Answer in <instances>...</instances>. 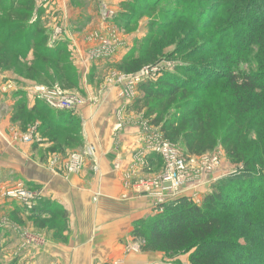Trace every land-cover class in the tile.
I'll list each match as a JSON object with an SVG mask.
<instances>
[{"label": "rangeland", "instance_id": "1", "mask_svg": "<svg viewBox=\"0 0 264 264\" xmlns=\"http://www.w3.org/2000/svg\"><path fill=\"white\" fill-rule=\"evenodd\" d=\"M20 1L21 0H18V2ZM243 1L244 0H240L237 3L242 4V7L239 6L241 8L238 14L233 7L235 3L233 0H105L102 4L101 15L103 20L109 23V27L107 28V34L100 38L98 42L100 44L96 45V47L94 46L95 48L92 47L93 51L91 53V61L89 62V64H92L90 66V72L84 71V67H88L89 65L87 63L88 61L85 59L86 55H84L83 58L85 60L84 63L78 60L76 61L74 57L77 55V49L73 47L69 48V41L65 39V41L68 42V55L66 58L68 63L66 64L69 67L72 65L76 68L79 77L78 87H66L64 85L66 81L61 77L62 73L58 70L56 71L52 67V62L48 64L49 66L46 72L29 70L31 67L29 64H31L33 60L40 61L39 58L34 56L36 52V50H34L35 48H31L26 54V57L10 53V67H0V120L4 115L1 110L4 107L2 96L5 93V95L8 94L13 96L22 89L29 90L30 93L34 91V96L39 100V103L44 102L46 106L53 111L55 110L54 108L44 100L38 98V91L54 90L61 91L66 95L76 96L80 99L79 107H81L93 100L96 102L97 99H103V95L105 94L104 89H108L110 85L120 91L121 107L116 115L117 120L121 117L134 120L133 122L136 124L138 123L140 127L143 124L144 129L151 132H160L158 135L163 136L161 127L153 125L151 122L152 119L146 116L148 109L146 106L143 107L144 103L142 105L141 98L144 92H142L140 86L157 80L168 72L174 75L177 73L181 76H185L187 80H183V82L197 85L196 89H198V91L192 98L198 100L202 93L201 88L205 86V81L203 77L196 78L192 74L193 72H189L194 68L189 66V64L197 67L210 64L215 68L224 70L226 64H224L223 60V48L235 49L237 47L235 38H242L245 33H247V27L249 25L264 19V10L261 6H258V4L254 2L255 4L252 6L246 7V2L243 3ZM259 1L264 6V0ZM5 2L9 3V0H5ZM53 3L54 0H51L45 5L38 2L35 3L38 14L42 12L40 15L43 17H41L40 20L43 28H55L52 32L50 31L51 37L49 38V44L56 39L60 41L57 34L59 28L56 29V26H49L50 19L47 18V16L55 11L56 4ZM16 5V10L24 11L21 5L18 3ZM51 8L52 10L48 13V9ZM5 13H7L5 10L3 11L0 9V16ZM47 13L48 15L46 16ZM35 16L32 13L28 19L30 20L28 22L29 24L35 21ZM234 17H239L241 19L240 22H234L236 20ZM12 19L19 20V17L12 16ZM225 19H228L227 22H225ZM233 19L234 21H232ZM212 20L213 22L211 24L210 22ZM208 23L211 25L206 27L205 25ZM57 25L59 26V24ZM203 26L205 27L204 29H202ZM220 35L223 36L220 38ZM93 37L97 39V35H93ZM125 39L127 40L126 45H124L126 42ZM219 39L226 40V42L218 44L217 42H219ZM259 44L260 43L250 48L244 54L243 63L240 65L243 71H251V68L255 69V72L260 70H258V63L255 58L259 51ZM116 51L121 54V58H114L116 55L113 54L108 55V53H116ZM95 55L97 56L94 58ZM138 55L141 57L139 70L136 72L128 71L135 66L133 64L134 62L130 59ZM26 58L28 59L26 60ZM124 59L130 61L120 62L121 64L117 63ZM97 61H100L98 62L100 63L99 66H96ZM63 62H65L64 58ZM70 71L72 72L73 70L70 68ZM146 71H148V73ZM152 71H154L153 74L151 73ZM130 81L134 83L132 88H130ZM253 96L255 98L263 97V95H256V93ZM141 105L143 109H141ZM79 107L75 115L78 113ZM5 112L12 113V121L10 124L15 125L14 130L12 129V137L27 145L31 144L29 139L41 138L38 133V128L40 127L38 125L39 122H44L45 124H49L50 122L51 124L49 111H47V113L30 114L31 112L28 111L26 107L23 110L19 109L18 106L17 110L16 108L15 110L8 109L7 111L5 110L4 113ZM14 117H19L21 119L15 122L13 121ZM43 130H46L48 134L50 133L52 138L57 140L59 147H62V144L65 143L69 144L71 147V149L69 151L67 150L65 153V165H63L61 157L59 158V153L53 155V158H55L53 161H55L54 163H56L59 172H62V174L64 172V174L77 175L80 174L81 168H83L87 161H92L93 164L92 158L95 156L96 148L93 146H82V142L77 138V136H83L81 133L83 130L82 125L75 126V128H57V126L51 124V127ZM146 137L148 140L150 137L151 140V136L148 135ZM255 138V135L252 134L251 139ZM166 140L168 139L166 138ZM168 141L174 144L181 156L186 159V166H188L187 181L184 187L178 190L179 194L177 197L179 200L183 197H190L197 205H202L206 197L205 195L212 193L221 182L223 183V181H225L223 179H229L232 175L236 174L244 175V178L247 179L249 178L248 175H251L243 170L245 167L241 169V166H243L241 163L230 161L221 140H218L216 146L210 152L201 157L189 155L186 149V139L184 137ZM150 145L149 143L147 147ZM148 152H150V154L148 157L145 156V163L150 175H145L144 178L146 179L143 177L137 178L136 183H134L132 187L140 188L141 191L147 192L148 195H153L154 200H156L153 209V217L144 219L149 225L151 219L153 220L160 214L159 212H162L161 210L158 211L159 209H163L165 204H171L178 200L175 201L174 199L166 203H159V199L164 198V196L159 195L160 188L156 185L155 181L164 170L165 161L160 153L153 150H149ZM79 157L81 159L78 161ZM60 163L62 165H60ZM93 167H95V163ZM262 174H264V170ZM244 188L246 189V187ZM11 191H16L17 193L22 192L24 197L29 195L26 198L17 199L18 202H22L25 206L27 224L33 223L34 226L37 219L40 220V223H42V221H47L46 223H49L54 219V216H49V211H39L35 209L40 202L46 203V197L41 189L37 187L34 188L25 183L10 184L6 186L3 194L5 197L11 198L9 195ZM100 194V192L96 193L98 196H100ZM244 197L248 198V194H244ZM12 199L15 200L16 198ZM94 200L97 201L96 196ZM233 212L234 211L227 212L224 217L232 219L233 223L237 224L238 217H236ZM52 225H56L57 229H61L59 236L55 235L56 232H58L55 229H44L39 227L38 224L35 225L34 228L27 227L26 225L27 231L33 233L30 234L33 236H31L32 240H29V243L30 241L31 243H35L33 240H36L37 237L42 239L46 236L50 237V239L67 243L71 236L69 231V219H67L66 223L56 224L55 222V224L52 223ZM145 228L148 229L147 227ZM262 233V231L257 232V234L260 235L259 238L262 237ZM34 234H36V236H34ZM250 234V231L249 233L244 232L238 234V238L235 239L238 243H241V245H260V240L259 242H251L250 240L248 242V240H246L245 236H249ZM144 238H146V236ZM144 238L134 237L131 234V241L128 243L126 252H150V250L145 247ZM192 251L193 250L187 254L174 256L165 255V253L161 251L159 252L162 253L165 259L163 264H189L191 260L190 253ZM0 260L2 264H9L5 262L1 255ZM99 264H119V261L116 260L110 263L101 262Z\"/></svg>", "mask_w": 264, "mask_h": 264}, {"label": "trees", "instance_id": "2", "mask_svg": "<svg viewBox=\"0 0 264 264\" xmlns=\"http://www.w3.org/2000/svg\"><path fill=\"white\" fill-rule=\"evenodd\" d=\"M35 1L9 0L6 3L5 0H0V9L7 12L0 16V67H10L11 54L26 57L31 48H35L34 56L40 61L33 60L29 64V70L46 72L48 64L52 62V67L62 73V79L66 81L64 85L77 88L79 77L76 68L66 64L68 43L62 39L48 43L51 32L43 28L40 20L42 12L38 14ZM233 1V7L238 13L242 4H237L240 0ZM244 2L246 7L256 3L264 10L259 0ZM17 3L24 11L16 10ZM32 13L36 15L35 21L29 24L28 19ZM12 16L19 17V20L12 19ZM234 19V22L241 20L239 17ZM225 20L227 22L228 19ZM212 22L213 20L210 23ZM210 23L205 26H210ZM249 26L242 38H235V49L223 48V60L226 64L224 70L210 64L198 67L189 64L194 68L188 71L193 72L196 78L203 77L205 81L198 100L192 98L198 91L197 85L183 82L187 80L185 76L175 72V75L168 72L157 80L140 86L144 92L142 105L144 103L143 107L148 109L146 116L152 119L153 125L161 127L164 137L171 141L184 137L189 155L197 157L210 152L218 140H221L230 161L241 163L245 167L243 170L251 174L247 179L240 174L223 179L225 181L212 193L205 195L202 205H197L190 197H183L171 204H165L162 212L151 219L149 225L144 220L137 221L132 235L141 239L146 236L145 247L150 251H161L165 255L174 256L193 250L189 264H264V19ZM204 28L203 26L202 29ZM221 36L223 35L219 37ZM221 42L226 40L219 39L217 43L222 44ZM258 43L259 51L255 58L260 70L255 72L251 68V71H243L240 65L243 63L244 54ZM140 58L138 55L130 59L135 66L128 71L139 70ZM130 60L124 59L117 63ZM255 93L263 97L255 98ZM42 104L44 106L35 105L30 114L47 112L50 109ZM19 109L24 110V105H19ZM53 113L62 122L71 121L75 115L66 110H53ZM63 124L55 118L54 125L57 128H64L67 123ZM39 129L42 135H46L43 129ZM252 134L255 139H251ZM244 194H248V198ZM35 209L49 211V216H54L55 219L51 223H40L37 219L35 225L38 224L44 229H55L58 231L55 235L59 236L61 229H57L52 223L67 222L65 209L54 204L50 207L44 202H40ZM230 211H234L238 217L237 224L224 217ZM249 231L251 234L245 236L246 240H260V245L246 246L237 242L235 238H238V234ZM258 231L263 232L260 238Z\"/></svg>", "mask_w": 264, "mask_h": 264}, {"label": "crops", "instance_id": "3", "mask_svg": "<svg viewBox=\"0 0 264 264\" xmlns=\"http://www.w3.org/2000/svg\"><path fill=\"white\" fill-rule=\"evenodd\" d=\"M104 1L54 0L56 8L49 16L52 8L48 9L46 16L50 19L49 26L59 28L58 39L68 40L69 48L77 49L76 61L84 63L86 55L89 64L92 47L99 45L100 38L107 34L109 23L101 15ZM47 29L52 32L55 28ZM93 35H97V39ZM125 41L124 45L127 44ZM112 54L116 55L114 58H121L117 51L108 53ZM98 62L96 66L100 65ZM91 65L84 67V71L90 72ZM104 93L103 99L79 107L71 121L62 122L58 115L48 110L53 125L55 118L61 125L68 124L64 128L82 125L83 136H77L78 140L82 146L96 148L93 164L87 161L77 175L58 171L53 155L59 153L65 165V153L71 147L66 143L59 147L57 140L46 130V135H42L38 128L41 138H34L30 145L12 137L15 127L10 124L12 113L4 111L17 110L21 104L28 111L35 105L44 106V102L39 103L36 99L34 91L30 93L22 89L13 96L3 94L4 107L1 111L4 115L0 120V255L5 262L99 264L118 260L119 264H163L165 259L161 252H126L135 223L154 214L156 200L153 195L132 187L137 178L150 175L145 156L150 154V146H147L151 140L146 136L153 133L144 129L143 124L140 127L134 120L125 117L117 120L116 115L121 107L120 91L109 85ZM19 119L14 117L13 121L18 122ZM43 123H38L41 130L51 127L50 122ZM20 183L41 189L48 205L52 203L65 209L71 235L67 243L47 236L42 239L37 237L33 240L35 243H29L33 236L30 234L33 233L28 232L27 227L34 228L35 224L26 223V210L22 202L3 194L7 185ZM98 192L100 196L96 195ZM95 196L97 201L94 200Z\"/></svg>", "mask_w": 264, "mask_h": 264}, {"label": "built area", "instance_id": "4", "mask_svg": "<svg viewBox=\"0 0 264 264\" xmlns=\"http://www.w3.org/2000/svg\"><path fill=\"white\" fill-rule=\"evenodd\" d=\"M50 1L51 0H36V2L44 5L48 4ZM146 72L148 73V71ZM151 73L153 74L154 71ZM133 85L134 83L130 81V88H132ZM37 93L38 98L44 100L57 111L66 110L76 113V110L79 107L80 99L76 96L66 95L61 91L54 90H40ZM152 133L153 135H151L152 139L150 141L151 145L149 148L150 150L160 153L165 161V168L160 174L159 178H157L155 181L156 185H158L160 188L159 195L164 196V198L159 199V203H166L174 199L177 200V196L179 194L178 190L183 188L187 181L188 166H186V159L181 156L174 144L166 140V138H164L162 135H158L160 132L155 131ZM29 141L30 143L34 142L33 139H29ZM80 159L81 158L79 157L78 161ZM243 168L244 167L241 166V169ZM9 195L11 198L16 199L26 198L29 196L26 195L24 197L22 192L17 193L16 191L9 192ZM160 210L162 209H159L158 211Z\"/></svg>", "mask_w": 264, "mask_h": 264}]
</instances>
